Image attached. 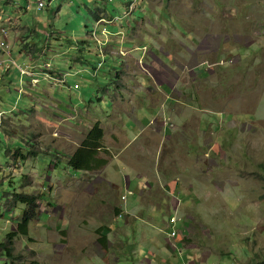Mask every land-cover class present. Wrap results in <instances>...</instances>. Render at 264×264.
<instances>
[{
	"label": "rangeland",
	"instance_id": "374dc122",
	"mask_svg": "<svg viewBox=\"0 0 264 264\" xmlns=\"http://www.w3.org/2000/svg\"><path fill=\"white\" fill-rule=\"evenodd\" d=\"M125 1L0 0V244L15 233V264H264V0ZM96 120L107 164L83 177L55 165L49 148L71 156ZM127 159L160 185L119 213L102 178L122 187ZM15 194L39 196L26 234ZM171 215L189 237L168 253Z\"/></svg>",
	"mask_w": 264,
	"mask_h": 264
},
{
	"label": "crops",
	"instance_id": "0c3cea01",
	"mask_svg": "<svg viewBox=\"0 0 264 264\" xmlns=\"http://www.w3.org/2000/svg\"><path fill=\"white\" fill-rule=\"evenodd\" d=\"M129 3V1H125L124 0V6L125 5H127ZM105 12H107V11H105ZM124 17L126 18V15H124ZM127 44H129V43H127ZM128 49L127 50H125L126 51V53L125 54H123L124 56L123 57H125V58H127V59H129L130 60V57H131V54H130V48L129 47H127ZM124 50V49H123ZM123 50H122V53H123ZM113 53V52H112ZM154 60V59H153ZM154 61H156L157 63H159L157 60H154ZM130 62H132V61H130ZM166 73V72H165ZM168 74V73H167ZM41 82H44V81H41ZM30 86H31V84H29ZM44 93L45 94H47V91H44ZM123 98L120 96L119 97V99H115L114 100V108L112 109V113L113 114H115L116 113V111H114L115 109H119V108H122L123 107V103H120V101L122 100ZM119 100V101H118ZM152 102H153V106H155V100H152ZM142 105H143V103H142ZM144 106V105H143ZM130 107H133V105H131L130 104ZM44 108H46V107H44ZM120 113H122L123 111H119ZM136 113V109L134 108L133 109V114H134V118H133V120L134 121H137L140 125H142V124H144V123H142L143 121L142 120H139L138 118H136L135 117V113ZM112 113H108V112H106V118H110V116H111V114ZM31 114H33L34 116V118L37 120L38 119V121H40V122H44V126H45V124H47V123H45V121L44 120H46V119H43V118H41V117H39V115L40 114H38V112H35V111H32V113ZM54 114V113H53ZM45 115H48V114H45ZM82 116V115H81ZM126 116V115H125ZM130 118V117H129ZM122 120V119H121ZM98 120H96V122H97ZM98 122H100V121H98ZM154 121L152 120V123H153ZM151 123V124H152ZM50 124H52V123H50ZM38 126V125H37ZM36 126V127H37ZM106 126H108V125H106ZM164 126V125H163ZM35 127V128H36ZM145 128V127H144ZM148 128H150V126L148 127ZM4 129H6V128H4ZM144 130H146V129H144ZM168 129L167 128H165L164 129V131H167ZM40 132V131H39ZM39 132H37V133H35V134H33V135H31L32 136V138H33V136H34V138H35V142H34V150H36V152H34V154H39V152H37V147H38V144L40 143V144H42V141L40 140V138H39V136H40V134H39ZM71 133L69 134V136L70 137H72V134L75 132L74 130H71L70 131ZM140 134V133H139ZM130 140V139H129ZM74 146H77L76 145V143H74ZM51 149H53V147H51V148H49V151H51ZM53 151H54V149H53ZM55 151H57V150H55ZM59 152V151H58ZM60 153V152H59ZM74 153V152H73ZM61 155H63L62 153H60ZM65 157V156H64ZM117 158H119L118 157V155H117ZM116 158V159H117ZM128 160V165L126 166L127 167V169H128V172H129V174H127V175H125L124 176V179H123V182L121 183V185H123L122 187H120L118 184H117V182H114V180L109 176V174L107 173V172H105V174H104V178H102V181L103 180H105V183L107 184V186L105 185V184H103L110 192H111V195H110V198H112L113 200H114V203H113V201H112V203L111 204H108L107 206H109V209L110 210H112V211H114V212H119L118 210H116L115 208L117 207V208H119V206L120 205H118V203H121L120 202V200H121V198H118V195L119 194H121V196L123 195V189L124 188H129L130 189V191L132 192V196L133 195H138V198L136 199V200H134V201H131V199H130V202H136V207H144L143 205H144V202H143V199H144V197H145V195L147 194V193H149L150 191H151V189L152 190H154V189H158V184L159 183H157V186H156V183H154V182H152L153 184H154V187H152V184L150 183L149 185H145L146 183L144 182V178H146V176H144V175H134V176H130V173H131V168H132V166H130V159H127ZM117 161H119L121 164H123L121 161L122 160H119V159H117ZM116 168L117 169H119V166L118 165H116ZM125 169V168H124ZM68 170H72V169H68ZM75 171H80V170H75ZM80 172H82V177L83 176H85V175H88L89 174V172H85V171H80ZM74 178H75V176L74 175H72ZM136 176H138V179H135L134 180V178L136 177ZM81 177V178H82ZM130 178H133L131 181H130ZM80 179V178H79ZM147 179V178H146ZM148 179H149V177H148ZM150 181H148L147 182V184L149 183ZM177 183V181L176 180H173V181H171V182H169V183H165L166 184V186H165V192H166V194L168 195V197H167V199H169L170 200V204H171V206H168V207H166L165 209H170V208H173L174 209V214H176L179 210H181V205H183V203H184V201H179L180 199L178 198V197H180V196H182L181 198H183V193H181V190H180V188L179 187H177L178 185L176 184ZM160 185V184H159ZM123 188V189H122ZM189 189H191V187H189V188H187V190L188 191H190ZM178 194V197H176L175 195H177ZM190 195V194H189ZM120 196V197H121ZM186 196H188V195H186ZM191 196H193V195H191ZM167 199H166V201H167ZM184 199H185V197H184ZM128 202H129V199L127 200ZM156 201V200H155ZM165 201V202H166ZM115 203H117L116 205H115ZM158 203H160V202H158ZM162 203H164V202H162ZM128 205V204H127ZM124 212V211H123ZM121 216H123V214L121 215ZM131 216V215H130ZM135 215H133L132 214V217H134ZM172 216V215H171ZM132 217H130V219L132 218ZM172 217H175V215H173ZM129 217L127 216V218L126 219H128ZM171 218V217H170ZM148 219H146V221H147ZM170 228H171V230L168 228V234H169V236H168V238H167V240H166V243H167V247L169 248V252L168 253H171L172 251H178L179 250V247L180 246H182V245H180V244H177V240L178 241H180V242H183L184 240H182L183 239V237H180L179 236V233L176 231V228H175V226H170ZM175 228V229H174ZM176 231L177 232V237L176 238H174V239H172V238H170V234H171V232L170 231ZM136 232V231H135ZM145 234V240L144 241H146V238H147V234L146 233H144ZM185 235L187 236L188 234L187 233H185ZM144 241H141L140 243H143ZM185 245V244H184ZM183 247V246H182ZM167 253V254H168Z\"/></svg>",
	"mask_w": 264,
	"mask_h": 264
},
{
	"label": "trees",
	"instance_id": "16d2710c",
	"mask_svg": "<svg viewBox=\"0 0 264 264\" xmlns=\"http://www.w3.org/2000/svg\"><path fill=\"white\" fill-rule=\"evenodd\" d=\"M96 16V21H99L101 18V15ZM102 13V12H101ZM103 13H106L103 11ZM28 31L27 33H29ZM21 48V47H20ZM19 48V50H20ZM27 46H24V49H26ZM34 53V52H33ZM39 54V53H38ZM118 76V75H117ZM103 129L100 126V122H96L94 126L91 127V129L88 130V132L85 135V138L80 143L79 147L75 150V152L71 156L64 157L61 155L58 151H52V158L55 160V165L60 164L59 158L60 156L65 158L64 161L66 165L70 169L73 170H80L85 172H94L95 170L102 169V166L107 162L104 159L99 158V152L102 150V141H103ZM50 153V151H49ZM39 196L35 195H26V194H15L13 200L15 199L16 202H19L20 204L24 205V213L20 220L19 228L20 232L23 234H26L28 224L33 220V218L36 217L38 207L35 206L37 199ZM14 232H11L7 235V242H3L0 244L1 248L4 249L3 253L6 254L7 262L5 264H15V254H13V238H14ZM105 235L102 238H99V242L105 243ZM16 264H24L23 262H17ZM32 264H36L33 262Z\"/></svg>",
	"mask_w": 264,
	"mask_h": 264
},
{
	"label": "built area",
	"instance_id": "2783aa9c",
	"mask_svg": "<svg viewBox=\"0 0 264 264\" xmlns=\"http://www.w3.org/2000/svg\"><path fill=\"white\" fill-rule=\"evenodd\" d=\"M50 2H51V0H35L36 9L37 10L43 9ZM6 35H8L7 29H5L4 27L0 28V38H2V40L0 39V49L3 50V51H5V52H7L10 55V51L8 50V44H6L5 42H3V40L6 39ZM25 72H27V71H25ZM22 75H26V74L25 73H22ZM42 75L43 74L41 73V74H36V75L29 76L30 77V82L31 83H36L41 78L44 79V77H42ZM46 77L47 78H50L48 76H46ZM50 80H54V79L51 77ZM56 136H57V134H56ZM123 199H125V197H123ZM174 236H175V233H172V237H174Z\"/></svg>",
	"mask_w": 264,
	"mask_h": 264
},
{
	"label": "clouds",
	"instance_id": "9594fccd",
	"mask_svg": "<svg viewBox=\"0 0 264 264\" xmlns=\"http://www.w3.org/2000/svg\"><path fill=\"white\" fill-rule=\"evenodd\" d=\"M29 83L31 84V82L29 81ZM73 115H75V113H73ZM72 115V116H73ZM172 127V125H168V124H166V128L167 129H170ZM89 130V129H88ZM78 148V147H77ZM54 149V148H53ZM75 152V151H74ZM105 189H106V191H107V193H109L108 192V189L105 187ZM110 195H111V192L109 193V197H110ZM132 195V192L130 191V189L129 188H124V190H123V195L120 197L121 198V200H120V202L121 203H118V205H120L119 206V208H115L116 210H118L119 211V213H120V211L121 212H123V210L122 209H120V208H122V206L123 205H125L126 206V202H127V199H128V197L129 196H131ZM123 197H125V199H123ZM180 202H181V200H179ZM112 203V201H110V202H106V205H108V204H111ZM113 203H114V201H113ZM117 203H115V205H116ZM178 220V219H177ZM177 220L175 221V217H171L170 218V220H169V226H168V228L171 230V228H170V226H174V224L177 222ZM173 221V222H172ZM175 229V228H174ZM169 230V231H170ZM171 232V234H170V238H172V239H174V238H176L177 237V232L176 231H170ZM172 233H175V236L174 237H172ZM101 237H103V236H101ZM105 241L107 240L108 241V239H107V235H105ZM188 235L186 236V235H184V237H183V239L182 240H186V239H188Z\"/></svg>",
	"mask_w": 264,
	"mask_h": 264
}]
</instances>
